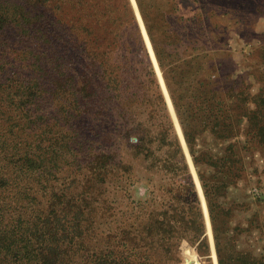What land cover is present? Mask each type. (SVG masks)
<instances>
[{"label":"trees","instance_id":"1","mask_svg":"<svg viewBox=\"0 0 264 264\" xmlns=\"http://www.w3.org/2000/svg\"><path fill=\"white\" fill-rule=\"evenodd\" d=\"M137 1L178 116L196 125L186 139L228 141L195 161L218 264H264L261 254L234 255L224 208L245 174L238 130L264 147V91L253 94L242 76L220 92L202 16H182L177 0ZM181 52L196 53L192 64L165 66ZM144 81L152 98L139 95ZM134 103L154 109L146 125L123 128ZM132 160L167 183L141 195ZM184 244L211 264L195 187L128 0H0V264H181ZM183 261L200 264L187 247Z\"/></svg>","mask_w":264,"mask_h":264},{"label":"rangeland","instance_id":"2","mask_svg":"<svg viewBox=\"0 0 264 264\" xmlns=\"http://www.w3.org/2000/svg\"><path fill=\"white\" fill-rule=\"evenodd\" d=\"M153 1L161 6L167 0ZM128 3L137 23L143 47L154 71L158 90L164 99L174 134L182 150L184 161L195 187L202 213L211 264H218L207 200L199 177V172L203 171V168L198 169L195 161L204 159L208 151L216 152L224 149L228 141L223 144L222 142L215 141L208 135L199 137L195 141H188L186 139L185 133L195 129L196 125L190 120L184 124L181 122L178 116V109L172 99V93L165 80L155 48L138 8V1L128 0ZM177 3L182 16L189 17L198 13L202 16V20L205 21L202 29L208 33L210 41L208 45L204 46L211 49L215 57L214 61L218 70V76L215 80L219 91L223 94L226 93L231 81L238 80L242 76L253 94L264 91V0H177ZM179 45H171V47L167 48L171 51L175 50V48L181 50ZM184 49L185 46L182 50ZM195 54V52L187 54H182L181 52V54L174 57L178 61L173 62L171 65L165 62V66L178 67L179 69L186 67L188 64H192L191 57ZM186 80H188V77ZM205 80L207 81V79ZM225 85L227 86L225 87ZM143 86L144 92L139 94L141 99L144 96L147 99L152 98L154 90H151V85L144 81ZM138 97L134 99L137 100ZM263 97L262 99H264ZM132 107L131 113L134 117L131 120L133 121H130V125L126 126L121 124L123 128L127 129L130 126L129 129H131L132 125L137 124L138 121H143V125H146L147 115L154 109V107H149L148 105L141 106L136 103ZM131 113L128 110V114L131 115ZM156 124H158L157 119L151 125L154 126ZM243 129V126L240 130L237 129L239 133L232 141L237 145L235 152L242 157L245 163V174L229 189L224 208L230 210V229H234L233 233L238 238L234 255H237V251L244 252L245 250V252H249V254L257 257L259 254L264 256V147L258 144L257 138L256 140L252 138L247 141L248 138L244 135ZM245 141H247V144L244 148ZM120 143H123L119 147L121 148L124 160H127L131 155L133 156L132 149L125 146L124 139ZM132 143H135V141L132 140ZM132 162L138 171L141 181V195L147 188L151 187L153 189L154 185L158 187L167 183L163 179V175L147 171L146 166L148 162L146 164L138 163L136 160H132ZM160 199L161 197L158 198V200ZM186 247L193 252L200 264H202L194 249L188 244L182 246L185 250ZM184 253L182 252L180 256L182 260L181 264H184Z\"/></svg>","mask_w":264,"mask_h":264}]
</instances>
